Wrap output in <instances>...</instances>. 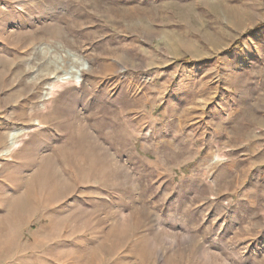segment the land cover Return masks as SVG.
<instances>
[{
  "label": "rangeland",
  "instance_id": "rangeland-1",
  "mask_svg": "<svg viewBox=\"0 0 264 264\" xmlns=\"http://www.w3.org/2000/svg\"><path fill=\"white\" fill-rule=\"evenodd\" d=\"M0 264H264V0H0Z\"/></svg>",
  "mask_w": 264,
  "mask_h": 264
},
{
  "label": "bare ground",
  "instance_id": "bare-ground-1",
  "mask_svg": "<svg viewBox=\"0 0 264 264\" xmlns=\"http://www.w3.org/2000/svg\"><path fill=\"white\" fill-rule=\"evenodd\" d=\"M67 79V78H66ZM69 79V78H68Z\"/></svg>",
  "mask_w": 264,
  "mask_h": 264
}]
</instances>
